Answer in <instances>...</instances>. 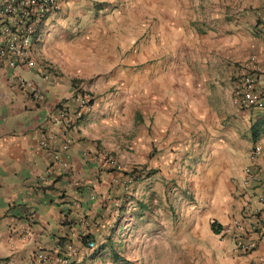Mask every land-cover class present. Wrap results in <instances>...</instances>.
Listing matches in <instances>:
<instances>
[{"label":"crops","instance_id":"obj_1","mask_svg":"<svg viewBox=\"0 0 264 264\" xmlns=\"http://www.w3.org/2000/svg\"><path fill=\"white\" fill-rule=\"evenodd\" d=\"M101 1L62 0L37 29L30 66L0 60V264H30L37 252L66 244L83 249L81 239L99 246L71 264H94L109 245L119 252L132 229L152 240L160 257L151 264H182L183 239L197 241L186 252L197 259L186 264H256L264 259V107L238 108L230 95L254 56L264 102V0H138L131 58L119 56L113 29L104 42L93 38L108 32L97 17ZM64 17L78 18L84 33L71 57L87 66L71 74L43 63L38 49ZM122 33L127 47L126 25ZM132 61L141 67L126 69ZM76 79L89 107L65 129L48 128L57 110L76 108ZM42 133L53 136L45 147ZM245 166L257 175L247 186ZM232 220L252 250H234L232 238L212 231Z\"/></svg>","mask_w":264,"mask_h":264},{"label":"built area","instance_id":"obj_2","mask_svg":"<svg viewBox=\"0 0 264 264\" xmlns=\"http://www.w3.org/2000/svg\"><path fill=\"white\" fill-rule=\"evenodd\" d=\"M62 0H0V60H4L8 67L14 68L19 64L30 66L31 46L36 37L37 29L42 21L50 14L58 11L61 7ZM260 67L256 63L254 56H249L243 64V70L240 73L238 81L232 88L230 101L238 108H262L264 102L262 99V91L256 88V74ZM18 85L25 88H30L35 91V86L31 82H26L22 78L17 79ZM76 108L72 111L67 109H59L48 122L47 127L58 125L65 129L70 123V117L80 118L84 111L89 107L88 100L90 95L85 92L77 93ZM42 138L39 144L42 147L47 145V140L53 136L42 133ZM66 143L60 145V149H65ZM259 152V147L254 146L249 153V158L253 159ZM108 164L115 169H119V165L115 160L104 154ZM54 162L61 165L58 154H52ZM241 184L247 186L251 182L257 180V175L250 169V166H245L242 169ZM258 201L264 205V198H258ZM259 221L260 218H256ZM212 231L219 236H228L233 240L234 250L240 252H248L253 249V243L243 238V228L238 220H232L224 226L216 223L212 224ZM93 248L91 240L86 241L85 247L79 249L66 244L62 252L46 253L44 251L37 252L30 264H69L71 257L82 253L84 249ZM256 264H264V259L257 256Z\"/></svg>","mask_w":264,"mask_h":264},{"label":"rangeland","instance_id":"obj_3","mask_svg":"<svg viewBox=\"0 0 264 264\" xmlns=\"http://www.w3.org/2000/svg\"><path fill=\"white\" fill-rule=\"evenodd\" d=\"M137 1L138 0H105L100 2L107 3V5H104L102 7L103 9L101 8L103 12L99 13L100 16L97 17L101 19L103 26L108 23V32H104V30H97L93 38L101 39L104 42L105 37L111 33V30L109 29H113V38L114 40L116 39V50L120 57L128 56L131 58V56H136L137 54V52L135 53L138 34L137 24L138 20L141 18V16L137 13ZM77 19L78 18L64 17L60 18V20L52 21L51 30H49L50 34L43 36V39L39 43L38 49L42 50L41 53L44 57L43 63L53 66L59 73L62 72L64 74H71L75 68L79 70L80 67L87 66V63H74L71 57L73 51L77 50L79 47V44L84 42L82 38L84 36L83 31L80 32V28H75V26L78 25ZM124 25H126L128 29L126 37L129 39V46L127 47L120 44V42H124L125 33H122ZM141 65L142 64L140 63L138 64L135 61H132L124 67H126L129 71H136L139 69L138 67H141ZM115 67L116 65L112 66L110 70H115ZM129 80L130 79H128V81ZM131 80L135 79L133 78ZM79 82L80 79H76L74 81L76 84L74 86L76 90H81L78 86ZM116 85L118 86L119 84L116 83ZM129 234L130 235L126 236L123 240L124 244H122L119 252L109 249L111 248L109 245L106 259L101 256L96 259L94 264H107L106 262H108V264H151L159 259V255L152 254L154 251V248H152V240H148L146 238L141 240V234L136 229H132ZM92 242L93 247L96 246L97 248L99 246V243L95 245V242ZM196 243L197 241L192 239H183L178 241L176 262L182 264L195 262L197 254L193 253L192 257H190L189 253L186 254V252L189 251L187 246L191 245L193 249ZM181 244L182 246L180 247Z\"/></svg>","mask_w":264,"mask_h":264},{"label":"trees","instance_id":"obj_4","mask_svg":"<svg viewBox=\"0 0 264 264\" xmlns=\"http://www.w3.org/2000/svg\"><path fill=\"white\" fill-rule=\"evenodd\" d=\"M75 96L77 95V93H82L81 91H79V90H75ZM90 101H91V98L88 100V103L90 104ZM135 171L134 170H132L131 172H122V173H124V174H128V175H133V173H134ZM88 239H81V244L83 245V246H85L86 245V241H87ZM69 264H71V262L69 263Z\"/></svg>","mask_w":264,"mask_h":264}]
</instances>
